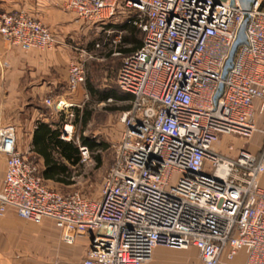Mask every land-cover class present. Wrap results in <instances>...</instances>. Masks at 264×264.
<instances>
[{
    "label": "built area",
    "instance_id": "2783aa9c",
    "mask_svg": "<svg viewBox=\"0 0 264 264\" xmlns=\"http://www.w3.org/2000/svg\"><path fill=\"white\" fill-rule=\"evenodd\" d=\"M262 3L255 0L248 13L247 44L237 48L221 81L243 19L238 0H64L78 21L103 27L119 20L142 32L141 47L123 57L115 78L131 108L121 117L123 131L95 199L44 183L38 165L17 150L15 128L2 126L0 217L11 208L33 224L51 221L63 244L87 240L82 264H147L156 247H193L202 264L232 262L239 252L244 264H264V147L259 154L241 149L233 159L214 150L222 136L250 138L257 131L255 102L264 108ZM108 32L120 44L123 32ZM0 36L24 50L59 44L21 11L0 14ZM105 41L74 49L70 93L84 84L85 62ZM60 139L78 145L81 163L90 159L69 122Z\"/></svg>",
    "mask_w": 264,
    "mask_h": 264
},
{
    "label": "crops",
    "instance_id": "0c3cea01",
    "mask_svg": "<svg viewBox=\"0 0 264 264\" xmlns=\"http://www.w3.org/2000/svg\"><path fill=\"white\" fill-rule=\"evenodd\" d=\"M15 11L24 12L38 20L59 42L50 51L24 50L7 44L0 36V128L13 126L17 150L22 154L28 150L35 156L32 139L37 122L54 127L56 118L72 116L76 108L79 109L78 103L87 98L84 85L74 93L67 90L68 66L75 55L77 57L74 49L92 50L95 44L76 46L73 47L75 53L69 52V41L76 33L77 21L74 14L65 8L64 0H0V14ZM117 30L123 34L126 32L124 27ZM46 100H50L51 104L47 105ZM60 102L63 104L61 108L56 107ZM260 104L255 102V110L263 113L264 108L260 111ZM23 136H26L24 142L21 140ZM216 152L229 159L237 156L232 158L218 149ZM38 162L42 164L41 159ZM5 170V157L0 155V190ZM43 222L51 224L52 234H44L40 230L41 223L24 221L13 209L8 208L0 217V264H82L88 248L87 240L81 238L73 245L63 244L54 224L48 220ZM33 235L45 239L41 249L39 245L35 249L27 247V239ZM245 260V253L239 252L232 262L222 258L221 264H244ZM147 264L202 263L193 247L184 250L156 247Z\"/></svg>",
    "mask_w": 264,
    "mask_h": 264
},
{
    "label": "rangeland",
    "instance_id": "374dc122",
    "mask_svg": "<svg viewBox=\"0 0 264 264\" xmlns=\"http://www.w3.org/2000/svg\"><path fill=\"white\" fill-rule=\"evenodd\" d=\"M77 21L76 33L73 35V39L69 41V52L75 53L73 47L94 45L96 43H102L105 41L104 47L95 52V58L93 60L85 62L86 76L84 82V90L87 98L78 103L79 109L90 114L89 121L86 125H83L80 120H76L75 112L72 117L56 118V122L62 124L69 122L73 126V138L81 141L84 138L95 144H102L104 149H97L90 152V159L84 163L79 161V164L74 167H69L71 170L72 184L70 186H61L51 184L50 187L55 189L61 194L67 195L71 193H79L87 199H95L98 197L101 185L105 178V175L112 164L113 153L116 144L120 140V134L123 131V124L121 123V117L124 113L130 110V101L122 100L107 102L109 98L103 101L102 104L92 101L88 96V92L85 89L86 82L89 80L92 85L99 90L116 91L117 86L115 84L116 73L119 70L122 59L125 55L120 50H128V45L118 44L115 46L111 43L114 39L113 34L110 32L103 33L101 26L96 24ZM107 35H109L107 37ZM123 36V35H122ZM122 42V37H121ZM78 48V47H77ZM120 53L119 56H115V53ZM77 53V52H76ZM78 54V53H77ZM75 55V59H76ZM89 104V105H88ZM88 105V106H87ZM255 125L257 131L252 134L250 138H244L237 135L222 136L218 142L214 145V149L220 150L225 155H229L232 158L235 157L240 148L248 149L253 154L259 153L264 147V135L261 131L264 130V111L263 113L256 112ZM21 140H26V136L21 137ZM25 156L30 162L37 164L41 168V164L38 159L25 150ZM99 157V163L96 161V157ZM40 230L44 234H52V227L49 222H43L40 225ZM45 239H41L35 235L27 239V247L29 249H35L36 246H42L45 244Z\"/></svg>",
    "mask_w": 264,
    "mask_h": 264
},
{
    "label": "trees",
    "instance_id": "16d2710c",
    "mask_svg": "<svg viewBox=\"0 0 264 264\" xmlns=\"http://www.w3.org/2000/svg\"><path fill=\"white\" fill-rule=\"evenodd\" d=\"M261 9L264 10V0ZM123 27L126 32L123 34L122 42H120L118 46L121 47L122 45H128V50H120L123 55H128L139 49L142 45L143 34L138 28L132 25H127L122 21L115 20L114 22L103 26L101 30L105 34L107 31H115L117 28ZM85 89L91 100L97 103H100L107 98L114 100V102L122 100L131 101V97L122 93L118 88L116 91L99 90L95 88L89 80L86 82ZM41 110L47 112L46 109ZM75 117L76 120H80L83 125H86L89 121L90 114L87 110H76ZM60 124L61 123H56L55 126L52 127L50 124L37 122L36 130L34 131L32 139L35 157L42 160L41 168L39 167V174L44 183L48 186H50V183L61 186H70L73 182L69 167H74L79 164L78 145L72 141L64 142L60 139ZM79 143L88 147L90 152L105 148L102 144H95L84 138H81ZM96 161L99 163L98 156L96 157Z\"/></svg>",
    "mask_w": 264,
    "mask_h": 264
},
{
    "label": "water",
    "instance_id": "95a60500",
    "mask_svg": "<svg viewBox=\"0 0 264 264\" xmlns=\"http://www.w3.org/2000/svg\"><path fill=\"white\" fill-rule=\"evenodd\" d=\"M238 3L243 11V19L242 22L237 30L235 41L232 44L230 49L229 55L224 63L222 74H221V81H224L228 72L232 69L233 66V58L237 48L241 45L247 44V37H246V26L249 22V12L252 9L255 0H238ZM223 93V84L221 83L216 91L214 96V102L216 103L217 100L221 97Z\"/></svg>",
    "mask_w": 264,
    "mask_h": 264
}]
</instances>
